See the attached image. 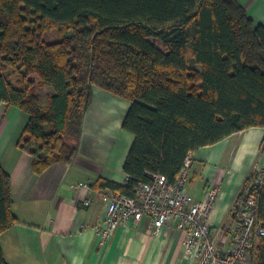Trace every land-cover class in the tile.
Wrapping results in <instances>:
<instances>
[{
  "label": "trees",
  "instance_id": "trees-1",
  "mask_svg": "<svg viewBox=\"0 0 264 264\" xmlns=\"http://www.w3.org/2000/svg\"><path fill=\"white\" fill-rule=\"evenodd\" d=\"M95 87L131 103L135 140L127 184L93 187L135 197L151 176L174 183L189 154L264 127V26L240 0H0V104L27 114L17 146L36 175L74 163ZM13 203L0 165V264L1 236L21 223ZM252 254L264 264L263 238Z\"/></svg>",
  "mask_w": 264,
  "mask_h": 264
},
{
  "label": "crops",
  "instance_id": "crops-1",
  "mask_svg": "<svg viewBox=\"0 0 264 264\" xmlns=\"http://www.w3.org/2000/svg\"><path fill=\"white\" fill-rule=\"evenodd\" d=\"M240 2L255 25L264 26V0ZM130 107L95 87L74 163L36 175L32 157L17 146L27 114L0 104V165L11 176L13 212L21 222L1 236L9 264H198L185 248L187 234L172 221L158 234L150 231L148 218L130 222L100 244L96 228L106 216L110 190L93 186L99 179L128 182L124 165L135 137L123 122ZM263 141L264 127H252L193 154L188 192L204 201L213 187L220 188L210 217L214 231L232 238L246 183L264 164Z\"/></svg>",
  "mask_w": 264,
  "mask_h": 264
},
{
  "label": "built area",
  "instance_id": "built-area-1",
  "mask_svg": "<svg viewBox=\"0 0 264 264\" xmlns=\"http://www.w3.org/2000/svg\"><path fill=\"white\" fill-rule=\"evenodd\" d=\"M193 161V154H189L174 183L157 175L151 176V182L141 184L135 197L110 191L106 216L96 228L100 244L107 245L116 230L130 222L138 224L148 218L150 231L158 234L172 221L187 234L185 248L198 264H254L255 239H264V225L258 221L264 166L255 170V176L245 190L230 238L224 231L216 232L211 226L210 217L220 188L213 187L204 201H197L187 190ZM81 186L91 188L88 184ZM85 204L88 206L90 202Z\"/></svg>",
  "mask_w": 264,
  "mask_h": 264
},
{
  "label": "rangeland",
  "instance_id": "rangeland-1",
  "mask_svg": "<svg viewBox=\"0 0 264 264\" xmlns=\"http://www.w3.org/2000/svg\"><path fill=\"white\" fill-rule=\"evenodd\" d=\"M152 42L156 43L160 48L163 47L162 44H161L159 41H156V40L152 39ZM99 89H100V88H99ZM37 91H38L40 94L45 95L49 90H48L47 88H38ZM120 99H121V98H120ZM122 100H123V101H127V100H125V99H122ZM128 102H129V101H128ZM109 108H113V107H109ZM109 110H111V109H109ZM109 114H110V113H109ZM109 116H110V115H109ZM110 118H111V117H110ZM105 120H106V119H105ZM263 166H264V164L258 166V168H259V169H262ZM189 185H190V183H188V185H187V189L189 188Z\"/></svg>",
  "mask_w": 264,
  "mask_h": 264
}]
</instances>
